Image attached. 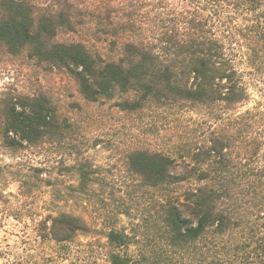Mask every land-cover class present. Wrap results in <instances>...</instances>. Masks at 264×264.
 <instances>
[{
	"label": "trees",
	"instance_id": "trees-1",
	"mask_svg": "<svg viewBox=\"0 0 264 264\" xmlns=\"http://www.w3.org/2000/svg\"><path fill=\"white\" fill-rule=\"evenodd\" d=\"M3 58L66 74L100 108L199 114L170 130L169 148L127 151L113 184L51 93L3 88L1 146L67 145L71 191L96 207L101 227L70 212H27L37 248L50 243L55 255L12 264H264V0H0ZM44 171L31 176L44 185L23 178L22 197L52 184Z\"/></svg>",
	"mask_w": 264,
	"mask_h": 264
},
{
	"label": "rangeland",
	"instance_id": "rangeland-1",
	"mask_svg": "<svg viewBox=\"0 0 264 264\" xmlns=\"http://www.w3.org/2000/svg\"><path fill=\"white\" fill-rule=\"evenodd\" d=\"M234 52L237 55V68L249 71L241 52ZM6 87H14L26 94L35 90L51 93L61 113L80 127L76 144L85 148L84 154L93 164L112 171L108 178L113 184L122 180L121 170L127 151L140 147L169 148L170 130L175 126L183 127L191 120L198 119L199 115L196 111L167 109H149L143 114L127 115L108 107L100 108L87 103L78 93L74 80L66 74H44L40 69L29 68L20 58H3L0 61V91ZM71 104L81 105V111L71 108ZM97 138H101L102 143L96 147L93 142ZM73 159L72 151L64 144H45L17 150L4 148L0 144V264H12L29 253L55 255L50 243L37 248L39 244L33 241L35 233L27 212L36 219L48 214L70 212L82 216L92 228H101L95 216L96 207L84 203L76 192L71 191L75 177L67 173L64 166L71 165ZM33 168H43L42 178L51 180L52 184L49 187L40 186L34 196L24 198L20 195L23 178L29 185L35 182L45 184L31 178ZM120 220L129 226L132 218L122 215ZM92 236L97 234L91 233L82 240H91ZM55 264L69 262L58 259Z\"/></svg>",
	"mask_w": 264,
	"mask_h": 264
}]
</instances>
